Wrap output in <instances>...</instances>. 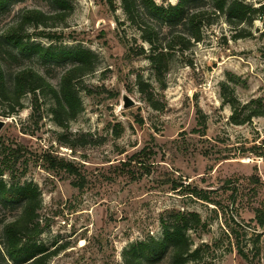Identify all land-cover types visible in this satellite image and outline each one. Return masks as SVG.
Segmentation results:
<instances>
[{
  "label": "rangeland",
  "instance_id": "1",
  "mask_svg": "<svg viewBox=\"0 0 264 264\" xmlns=\"http://www.w3.org/2000/svg\"><path fill=\"white\" fill-rule=\"evenodd\" d=\"M71 2L74 10L59 28L63 38L37 40L96 53V70L79 84L80 113L63 127L54 120L50 95L39 100L36 118L31 94L12 116L0 105L7 120L1 138L24 146L17 176L42 192L45 264H123L132 243L162 237V217L180 209L200 213L207 224L189 231L194 247H203L189 264H264V226L257 219L259 209L264 212V116L235 124L221 96L228 82L242 101L264 99V19L245 24L250 32L241 37L219 20L204 40L177 53L158 80L147 58L128 54L136 31L116 22L125 16L122 9L114 13L104 0ZM25 6L52 9L49 0L13 2L0 14L1 26ZM20 64L36 66L56 85L64 69L36 56ZM126 95L135 101L130 107H124ZM49 154L71 161L78 173L48 168L43 156ZM15 212L0 205V222Z\"/></svg>",
  "mask_w": 264,
  "mask_h": 264
},
{
  "label": "trees",
  "instance_id": "2",
  "mask_svg": "<svg viewBox=\"0 0 264 264\" xmlns=\"http://www.w3.org/2000/svg\"><path fill=\"white\" fill-rule=\"evenodd\" d=\"M20 1L24 0H0V14H5L13 2ZM49 2L51 10L25 6L12 20L3 26L0 24V105L3 115L12 116L24 108V97L31 94L34 102L31 118H36L39 100L45 94L50 95L54 101V120L65 127L83 108L79 84L96 70L97 55L82 45H54V42L45 45L37 40L45 36L60 41L63 31L59 28L74 10L71 0ZM104 2L114 13L123 10L124 18L115 16L116 22L119 25L128 23L136 31L128 40V54L147 58L158 80H164L177 53L185 54L204 40L207 28L219 20L231 24L238 31L236 36L241 37L250 32L245 24L251 26L254 20L264 19V4L255 7L245 0H178L168 4L156 0ZM27 56H36L47 64H63L59 84H54L36 66L20 64ZM138 84L141 91H148L141 74ZM221 96L223 103L231 107L230 119L235 124L264 116V99L242 101L228 82L222 83ZM148 99H152L149 93ZM0 149V205H10L17 211L0 222V264H45L50 252L39 241L45 230L40 215L42 192L34 182L20 180L17 176L24 146H7L0 136ZM259 155L264 156V152ZM48 156H43L49 162L48 168L78 173L71 161ZM138 156L136 153L131 160L137 161ZM6 174L10 175L9 181L5 180ZM257 219L264 226L262 209ZM161 221L163 236H148L132 243L124 252L123 264H189L201 255L202 245L194 247L189 234L191 230L205 229L207 224L200 213L174 210Z\"/></svg>",
  "mask_w": 264,
  "mask_h": 264
},
{
  "label": "water",
  "instance_id": "3",
  "mask_svg": "<svg viewBox=\"0 0 264 264\" xmlns=\"http://www.w3.org/2000/svg\"><path fill=\"white\" fill-rule=\"evenodd\" d=\"M135 103V101L128 95L125 96V103H124V107H130ZM7 120L6 118H0V132L2 131V129L4 128V126L6 125Z\"/></svg>",
  "mask_w": 264,
  "mask_h": 264
}]
</instances>
